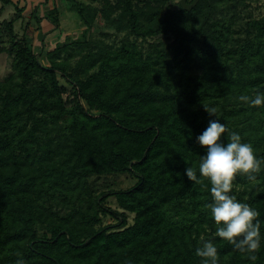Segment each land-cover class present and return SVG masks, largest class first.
I'll return each mask as SVG.
<instances>
[{
	"label": "trees",
	"instance_id": "16d2710c",
	"mask_svg": "<svg viewBox=\"0 0 264 264\" xmlns=\"http://www.w3.org/2000/svg\"><path fill=\"white\" fill-rule=\"evenodd\" d=\"M92 1L102 7L63 0L85 39L59 40L47 63L12 21L0 27L14 68L0 81V264H200L205 241L219 264H264V165L233 182L260 213L255 261L215 235L211 185L185 174L206 155L196 137L215 119L207 109L264 159V106L238 99L264 91L254 0H199L191 11L171 0ZM46 12L59 29L58 9ZM93 29L101 37L87 38ZM124 174L137 183L112 196L135 222L103 225L116 213L91 179Z\"/></svg>",
	"mask_w": 264,
	"mask_h": 264
},
{
	"label": "clouds",
	"instance_id": "9594fccd",
	"mask_svg": "<svg viewBox=\"0 0 264 264\" xmlns=\"http://www.w3.org/2000/svg\"><path fill=\"white\" fill-rule=\"evenodd\" d=\"M238 99L253 107L264 106V91L251 96L241 95ZM206 111L215 119L210 120L208 127L196 137L206 155L199 157L198 165L187 166L185 174L190 181L199 183L207 179L211 185L212 201L208 208L216 225L215 235L232 245L235 251L255 261V253L262 242L260 213L250 204L240 202L232 193L234 179L247 176L254 180L255 174L262 170L264 159L256 154L250 143L243 142L238 132L228 131L227 126L215 116V109ZM226 133L225 144L222 138ZM195 255L201 258L200 264H219L218 250L212 241H205L202 247L196 248ZM17 264H24V261L17 260Z\"/></svg>",
	"mask_w": 264,
	"mask_h": 264
},
{
	"label": "rangeland",
	"instance_id": "374dc122",
	"mask_svg": "<svg viewBox=\"0 0 264 264\" xmlns=\"http://www.w3.org/2000/svg\"><path fill=\"white\" fill-rule=\"evenodd\" d=\"M44 1L45 0H12L11 3L6 4L3 0H0V27H3V25H5L4 23H10L12 21L18 39L22 40L28 36L29 39H31L32 48L38 54L42 51L43 56L41 60L47 63L46 57L48 51L53 50L59 40L60 42H64L65 40L72 42L85 39L87 27L79 13L71 10L63 0H50L48 2L49 6L45 4ZM77 1L96 8L102 7V3L99 1ZM181 1L182 0H171L170 5L177 6ZM41 3H44V6L48 7L47 9L45 8L47 12L55 7L58 9L55 15L59 18V29L54 28L52 30L53 26L50 25L48 26L50 28L47 27V19H45V16L48 17V15L44 14L39 7ZM38 7L40 8L39 11H37ZM23 9L25 10L20 12V10ZM252 11L256 18L264 17V0H254L252 2ZM36 15H38L42 22L38 21L40 19L36 18ZM102 28H104V25H102ZM106 32L113 33V30L105 28V33ZM44 33H47L46 36H44ZM100 33L101 30L93 29L92 33H88L87 38H99L101 37ZM43 38H45V46H41ZM9 43L10 41L5 39L4 46H9ZM13 72V58L7 53L0 54V81L7 79ZM61 83L68 89V94L73 92L72 88L67 85L65 81L61 80ZM91 181L97 195L103 193L105 196L108 195L106 206L116 213L115 217H105L103 225L120 227L121 221L119 219L124 217L127 219L128 226L133 225L135 222V215L121 210L117 204L116 198L112 196V193L126 191L132 188L137 183V180L129 174H124L94 177Z\"/></svg>",
	"mask_w": 264,
	"mask_h": 264
},
{
	"label": "water",
	"instance_id": "95a60500",
	"mask_svg": "<svg viewBox=\"0 0 264 264\" xmlns=\"http://www.w3.org/2000/svg\"><path fill=\"white\" fill-rule=\"evenodd\" d=\"M198 2H199V0H195L194 3L189 4V3H188V0H182V1L180 2V5H181L184 9H186V10H188V11H191V10L197 5Z\"/></svg>",
	"mask_w": 264,
	"mask_h": 264
},
{
	"label": "crops",
	"instance_id": "0c3cea01",
	"mask_svg": "<svg viewBox=\"0 0 264 264\" xmlns=\"http://www.w3.org/2000/svg\"><path fill=\"white\" fill-rule=\"evenodd\" d=\"M44 3H45V1H44ZM44 3L42 4H40L39 5V7L42 9V11H43V13H45L46 12V9L48 8V7H46V6H44ZM47 5L49 6V3H47ZM46 8V9H45ZM51 8H52V6H51ZM50 8V9H51ZM49 25H47V27H48ZM48 28H50V27H48Z\"/></svg>",
	"mask_w": 264,
	"mask_h": 264
}]
</instances>
